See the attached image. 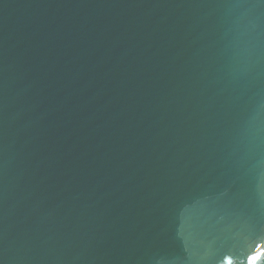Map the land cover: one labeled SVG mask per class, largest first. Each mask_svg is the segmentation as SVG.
Segmentation results:
<instances>
[{
  "label": "water",
  "instance_id": "obj_1",
  "mask_svg": "<svg viewBox=\"0 0 264 264\" xmlns=\"http://www.w3.org/2000/svg\"><path fill=\"white\" fill-rule=\"evenodd\" d=\"M0 264H264V0H0Z\"/></svg>",
  "mask_w": 264,
  "mask_h": 264
},
{
  "label": "snow or ice",
  "instance_id": "obj_2",
  "mask_svg": "<svg viewBox=\"0 0 264 264\" xmlns=\"http://www.w3.org/2000/svg\"><path fill=\"white\" fill-rule=\"evenodd\" d=\"M252 259H253V260H255V259H256V257H253Z\"/></svg>",
  "mask_w": 264,
  "mask_h": 264
}]
</instances>
